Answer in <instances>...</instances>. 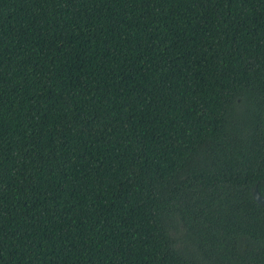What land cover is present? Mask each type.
<instances>
[{
  "label": "trees",
  "instance_id": "16d2710c",
  "mask_svg": "<svg viewBox=\"0 0 264 264\" xmlns=\"http://www.w3.org/2000/svg\"><path fill=\"white\" fill-rule=\"evenodd\" d=\"M264 0H0V264H264Z\"/></svg>",
  "mask_w": 264,
  "mask_h": 264
},
{
  "label": "water",
  "instance_id": "95a60500",
  "mask_svg": "<svg viewBox=\"0 0 264 264\" xmlns=\"http://www.w3.org/2000/svg\"><path fill=\"white\" fill-rule=\"evenodd\" d=\"M263 121H264V112H263ZM251 195L256 203L264 206V196L259 194V192L257 191L256 185L251 187Z\"/></svg>",
  "mask_w": 264,
  "mask_h": 264
}]
</instances>
